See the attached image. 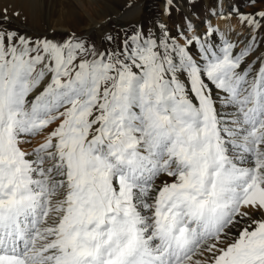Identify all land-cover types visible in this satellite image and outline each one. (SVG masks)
Returning a JSON list of instances; mask_svg holds the SVG:
<instances>
[{"label":"snow or ice","instance_id":"obj_1","mask_svg":"<svg viewBox=\"0 0 264 264\" xmlns=\"http://www.w3.org/2000/svg\"><path fill=\"white\" fill-rule=\"evenodd\" d=\"M160 31L0 30V264H264L257 38Z\"/></svg>","mask_w":264,"mask_h":264},{"label":"rangeland","instance_id":"obj_2","mask_svg":"<svg viewBox=\"0 0 264 264\" xmlns=\"http://www.w3.org/2000/svg\"><path fill=\"white\" fill-rule=\"evenodd\" d=\"M43 1V2H42ZM90 13H85L74 0H40L42 7L38 8L37 20L40 26L30 27L23 20L15 23L0 11V30H15L21 35L32 39L54 38L63 41L72 33L82 38L85 42L95 45L98 51L111 50L119 45L125 35H131L137 31L154 36H160V25H166L171 36L175 37L178 31L183 30L189 22L195 29L199 27L217 29L215 22L210 20L219 15L221 0H172L169 14H166V0H81ZM230 14L237 20L245 40H236L230 36L238 49H243L249 44L252 37L257 38L255 51L250 59H255L257 54H264V27L251 30L239 20L240 13L254 14L264 11L262 0H229ZM71 5V6H70ZM68 12H65V8ZM139 8V9H138ZM133 9H138L136 14ZM61 14H64L62 17ZM67 15V16H66ZM90 16V17H89ZM15 19V18H13ZM60 20L69 30H59L54 27L53 20ZM259 19V17H257ZM16 20V19H15ZM95 22V23H94ZM62 25V26H63ZM71 28V29H70ZM187 35H192L188 32ZM220 33H216L214 39L219 42ZM112 37L108 40L107 37ZM181 42H183L181 40ZM195 54L196 49H192ZM259 51V53L257 52ZM36 138H33L34 141Z\"/></svg>","mask_w":264,"mask_h":264},{"label":"bare ground","instance_id":"obj_3","mask_svg":"<svg viewBox=\"0 0 264 264\" xmlns=\"http://www.w3.org/2000/svg\"><path fill=\"white\" fill-rule=\"evenodd\" d=\"M40 0H0V11L5 13V9L7 12L5 13L8 18H11L15 23L19 24V21L23 20L24 22L27 23L30 27L37 28L41 24L38 22L37 17H38V8L42 7L43 1L39 2ZM74 1V0H73ZM79 6L81 7L82 10L85 11V13L89 14L90 10L86 8V5L81 1V0H75ZM230 1L229 0H221V9L219 10V15L214 16V19L212 18L210 20L211 22H215V26L217 27V33H220L219 39L221 40L222 37L227 38L231 40L232 38H235L236 40L243 41L245 40L244 35L245 33H242L241 27L237 20L233 18L230 14L231 7L229 5ZM71 6V5H70ZM66 10V13L68 12V8L64 7ZM139 9V8H138ZM138 9H133V11L137 14L139 12ZM64 14H61L60 17H62ZM67 16V15H66ZM90 17V16H89ZM15 18V19H13ZM61 20V19H60ZM59 19L54 21L53 24L55 28H58L59 30H69V27H65L62 22ZM95 23V22H94ZM63 25V26H62ZM197 32L203 34L206 30L205 27H199L197 24L194 26ZM71 29V28H70ZM230 36H233L232 38ZM256 52V51H255ZM259 53V51H257ZM258 55V54H257ZM249 60L250 59L249 57ZM41 141V137H36L34 141L30 145H25L26 149H29L32 146H35Z\"/></svg>","mask_w":264,"mask_h":264}]
</instances>
